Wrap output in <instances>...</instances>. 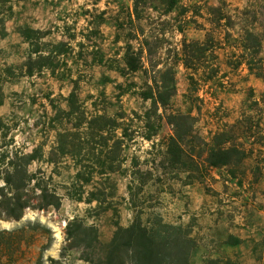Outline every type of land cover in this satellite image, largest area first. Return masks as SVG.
<instances>
[{
	"label": "rangeland",
	"instance_id": "obj_1",
	"mask_svg": "<svg viewBox=\"0 0 264 264\" xmlns=\"http://www.w3.org/2000/svg\"><path fill=\"white\" fill-rule=\"evenodd\" d=\"M133 9V0H0V155L7 149L15 160L42 145L46 157L55 141L52 118L68 108L71 92L75 106L119 124L105 150L114 171L104 168L85 186L84 197L109 192L112 180L116 195L100 203L72 199L64 189L74 174L72 160L34 161L29 172L50 175L61 204L0 219V232L13 241L4 261L89 264L83 247L71 245L88 242L79 234L106 243L137 215L144 224L159 216L186 228L195 241L190 264L221 257L230 264H264V0H178L172 10L165 0H141L139 20ZM250 23L261 37L262 71H249L238 57L241 26ZM21 30H29L28 37ZM209 35V64L218 72L204 80L202 68L192 82L193 71L177 53L184 39ZM58 42L66 44L63 53L49 54ZM176 60V93L154 108L142 94L151 87L154 92L157 70ZM27 67L32 75H25ZM177 112L194 117L178 122L186 136L182 163L168 153L174 133L168 117ZM232 143L245 150L241 163L207 164L208 146Z\"/></svg>",
	"mask_w": 264,
	"mask_h": 264
},
{
	"label": "trees",
	"instance_id": "obj_2",
	"mask_svg": "<svg viewBox=\"0 0 264 264\" xmlns=\"http://www.w3.org/2000/svg\"><path fill=\"white\" fill-rule=\"evenodd\" d=\"M141 0H133V14L135 19H141L143 15L139 10ZM167 10L177 7L178 0H165ZM239 38V54L242 63L246 64L249 71L255 69L262 71L261 37L255 30L252 23L242 25ZM29 30H21L23 36ZM142 46L151 55L149 42L145 40ZM66 44L58 42L47 50L49 54L60 55ZM62 48V49H61ZM213 38L208 36L204 40H183L182 48L177 53L180 63L193 72L189 78L194 82V75L202 68L204 80L212 79L216 76L218 69L215 64H209L208 57H213ZM172 62L164 70L158 69L160 77L153 78L155 91L142 94V99L151 100L152 106H164L169 104L176 93V73L178 61ZM151 64V66H157ZM241 63V62H240ZM260 71V72H261ZM256 72V73H260ZM5 70L0 68V77ZM31 68L25 75H32ZM76 98L75 92H71L68 98V108H58L52 118L55 130V141L50 146L46 157L42 145L34 147L30 152H21V156L12 160L9 157V150H3L0 155V219L18 220L22 217L27 208L46 209L48 207L58 208L61 204V197L54 188H50V175L44 177L39 173H31L28 166L34 161H46L49 164H56L64 158L72 160L75 169L70 176L68 184L64 186L67 195L77 201L99 202L100 197H114L116 195L117 184L112 180L111 190L105 192L98 189L90 192L84 197L85 186L93 182L96 176L104 173V168L114 171V162L106 157L105 150L109 147V141L114 138L115 130L119 127L115 118L105 114H87L82 108L75 106L73 100ZM3 93L0 89V105L3 103ZM73 99V100H72ZM173 123L174 133L169 137L168 153L176 163H182V142L186 139L185 134L180 131V120L183 122L193 121L191 114L183 115L180 112L171 114L169 117ZM66 125V126H65ZM151 137V136H147ZM245 158V150L235 143L229 146H208L205 161L211 167H223L231 164L237 165ZM7 159V162L5 160ZM109 171V172H110ZM100 177V176H99ZM46 178V180H45ZM110 179L109 177H107ZM106 178V179H107ZM69 236L74 232L67 229ZM0 232V264H7L3 257L12 251L13 241L6 239ZM83 234H79L78 240L88 242H72L71 245L83 247V259L89 264H190V255L195 247V241L190 232L176 224L167 223L159 216L144 224L141 218L135 215L133 221L127 226H117L112 238L106 243L99 241L97 235L92 240L83 239ZM4 239V242L2 240ZM238 238L234 239L237 243ZM83 243V244H81ZM84 249L86 252H84ZM203 264H230L227 257L211 258Z\"/></svg>",
	"mask_w": 264,
	"mask_h": 264
}]
</instances>
